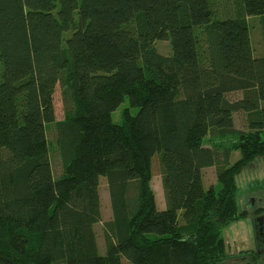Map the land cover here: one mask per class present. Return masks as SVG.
<instances>
[{
	"label": "trees",
	"instance_id": "trees-1",
	"mask_svg": "<svg viewBox=\"0 0 264 264\" xmlns=\"http://www.w3.org/2000/svg\"><path fill=\"white\" fill-rule=\"evenodd\" d=\"M262 155L264 0H0V264H221Z\"/></svg>",
	"mask_w": 264,
	"mask_h": 264
},
{
	"label": "rangeland",
	"instance_id": "rangeland-1",
	"mask_svg": "<svg viewBox=\"0 0 264 264\" xmlns=\"http://www.w3.org/2000/svg\"><path fill=\"white\" fill-rule=\"evenodd\" d=\"M250 18V28H251V37L254 53L256 55H262L263 47L261 42V37L259 34L258 22L256 19ZM157 50L163 54H168L171 52L170 42L168 40H158L156 42ZM59 93L60 90L57 88L56 92V101H57V113L61 115V103L59 102ZM113 117L117 118V112L113 114ZM241 120H238L240 123ZM238 152H235L231 159L237 157ZM152 174L150 184L154 191L156 207L159 209H164L166 207V200L163 193L162 183H161V173L157 159L154 160L152 166ZM139 177V172L136 170H131L128 173L129 179H135ZM104 178V177H101ZM203 185L205 188H209L211 185L218 188L219 183L216 178L215 167H205L202 170ZM236 204L239 209L247 208L250 212V209L254 208L257 202H260V197L264 200V155L257 156L253 158L248 164L240 169L236 178ZM101 199H102V219H106L110 215V210L108 207V193L106 191L105 183L101 184ZM255 198V204L251 205L249 203L250 198ZM264 202V201H263ZM245 219L234 220L229 224L225 225L222 229L223 236L227 241L236 240L238 237L242 243H246L247 246H252V238L254 236L255 230H260L259 226H255L253 223L254 213H247L244 216ZM100 225V224H99ZM99 229V228H98ZM205 229L204 223L201 221L198 224L197 232L201 233ZM98 241L101 246H103V238L101 229L98 233ZM237 241H232L233 244L239 246ZM242 249V248H241ZM236 250H230V257L241 254L242 252ZM230 260V259H229ZM227 261H225L226 263ZM224 263V261H223ZM224 263V264H225Z\"/></svg>",
	"mask_w": 264,
	"mask_h": 264
},
{
	"label": "flooded vegetation",
	"instance_id": "flooded-vegetation-1",
	"mask_svg": "<svg viewBox=\"0 0 264 264\" xmlns=\"http://www.w3.org/2000/svg\"><path fill=\"white\" fill-rule=\"evenodd\" d=\"M260 202H257L255 207L250 209L251 213H254L253 223L255 226H259L260 230L254 231L252 238V246L249 247L245 244V247L240 249L242 252L239 255L233 257H226L224 260L227 261L225 264H264V200L260 197ZM251 205L255 204V198L252 197L249 200ZM246 214L250 213L247 208ZM230 259V260H229ZM223 263V264H224ZM222 264V263H221Z\"/></svg>",
	"mask_w": 264,
	"mask_h": 264
},
{
	"label": "crops",
	"instance_id": "crops-1",
	"mask_svg": "<svg viewBox=\"0 0 264 264\" xmlns=\"http://www.w3.org/2000/svg\"><path fill=\"white\" fill-rule=\"evenodd\" d=\"M240 210H243V209H240ZM241 219H245L244 217L243 218H241ZM238 220H240V219H238ZM222 233V232H221ZM222 236H223V234H222ZM224 237V236H223ZM224 239H225V241H226V244H227V248H228V256L230 257V250H236L237 248H238V250L237 251H240V249L242 248V247H245V244L244 243H242V242H240V241H237V240H240L238 237L236 238V240H232V241H237L238 243H239V246H237L236 244H233L232 243V241H227V239L224 237ZM236 255V254H235ZM227 256V257H228ZM222 264H223V262H222Z\"/></svg>",
	"mask_w": 264,
	"mask_h": 264
}]
</instances>
